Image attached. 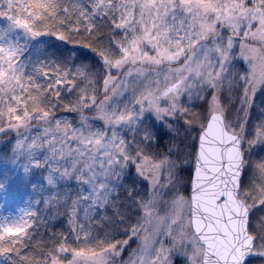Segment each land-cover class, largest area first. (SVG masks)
<instances>
[{
    "label": "snow or ice",
    "instance_id": "snow-or-ice-1",
    "mask_svg": "<svg viewBox=\"0 0 264 264\" xmlns=\"http://www.w3.org/2000/svg\"><path fill=\"white\" fill-rule=\"evenodd\" d=\"M260 91L264 0H0V264H264Z\"/></svg>",
    "mask_w": 264,
    "mask_h": 264
},
{
    "label": "trees",
    "instance_id": "trees-1",
    "mask_svg": "<svg viewBox=\"0 0 264 264\" xmlns=\"http://www.w3.org/2000/svg\"><path fill=\"white\" fill-rule=\"evenodd\" d=\"M49 42L53 43V41H51V40ZM240 115H244V113H241ZM258 119H264V91L258 92L255 96V101H254V104H253V106L251 108V112H250V125H251V123H255ZM165 140H167V137H165ZM185 143L187 144L188 142L185 141ZM186 150L191 151L192 149L189 146ZM256 156H257V152H256V150H254L252 153L253 159H255ZM56 227L59 228L60 224L58 223L56 225ZM253 264H256V263L253 262Z\"/></svg>",
    "mask_w": 264,
    "mask_h": 264
},
{
    "label": "rangeland",
    "instance_id": "rangeland-1",
    "mask_svg": "<svg viewBox=\"0 0 264 264\" xmlns=\"http://www.w3.org/2000/svg\"><path fill=\"white\" fill-rule=\"evenodd\" d=\"M241 116H243V115H241ZM254 262H255L256 264H261L260 261H254ZM176 264H180V262L177 261Z\"/></svg>",
    "mask_w": 264,
    "mask_h": 264
}]
</instances>
